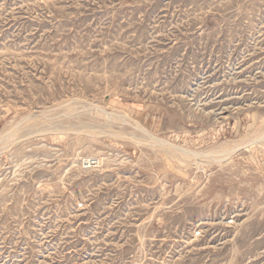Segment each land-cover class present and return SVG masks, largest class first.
Segmentation results:
<instances>
[{"label":"rangeland","instance_id":"rangeland-1","mask_svg":"<svg viewBox=\"0 0 264 264\" xmlns=\"http://www.w3.org/2000/svg\"><path fill=\"white\" fill-rule=\"evenodd\" d=\"M0 264H264V0H0Z\"/></svg>","mask_w":264,"mask_h":264},{"label":"bare ground","instance_id":"bare-ground-1","mask_svg":"<svg viewBox=\"0 0 264 264\" xmlns=\"http://www.w3.org/2000/svg\"><path fill=\"white\" fill-rule=\"evenodd\" d=\"M94 164V163H93Z\"/></svg>","mask_w":264,"mask_h":264}]
</instances>
